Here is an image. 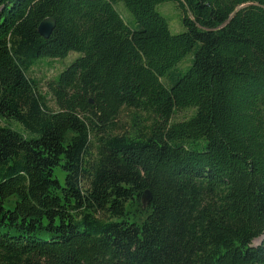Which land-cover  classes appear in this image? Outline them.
Segmentation results:
<instances>
[{"label": "trees", "instance_id": "obj_1", "mask_svg": "<svg viewBox=\"0 0 264 264\" xmlns=\"http://www.w3.org/2000/svg\"><path fill=\"white\" fill-rule=\"evenodd\" d=\"M0 264H264V0H0Z\"/></svg>", "mask_w": 264, "mask_h": 264}, {"label": "rangeland", "instance_id": "obj_2", "mask_svg": "<svg viewBox=\"0 0 264 264\" xmlns=\"http://www.w3.org/2000/svg\"><path fill=\"white\" fill-rule=\"evenodd\" d=\"M118 13L123 17V19L126 22H129V16L126 13V11L123 9V7L120 4H117L115 6ZM158 11L161 13V15L164 18H167L169 22V27L172 32V34H177L181 32L182 28L179 22V19L181 18V12L178 9L177 5L165 3L158 7ZM77 56L75 54H70L67 59L63 61H57V60H43L39 62L36 66H34L31 69L30 76L35 79L37 82H39L40 87L43 88L45 83L51 81L58 75L64 67H66L70 62H72ZM51 105V104H50ZM136 113L133 111H123L120 114L119 120L122 123L130 121V117L136 116ZM137 116H140V120L144 119V115L137 113ZM191 115V112H182L178 113L174 118V122H179L186 120ZM59 179L62 182L63 176L58 173ZM260 241H255L254 245H259Z\"/></svg>", "mask_w": 264, "mask_h": 264}, {"label": "water", "instance_id": "obj_3", "mask_svg": "<svg viewBox=\"0 0 264 264\" xmlns=\"http://www.w3.org/2000/svg\"><path fill=\"white\" fill-rule=\"evenodd\" d=\"M55 27V22L54 20H52L51 18H46L44 19L38 26V34L44 38V39H48V37L50 36V34L52 33L53 29ZM150 202V196L149 194L146 192L145 195H143L142 197V205L143 207H145L146 205H148Z\"/></svg>", "mask_w": 264, "mask_h": 264}]
</instances>
